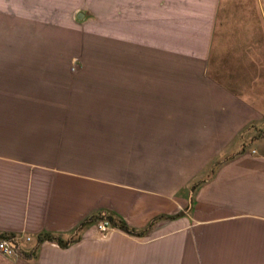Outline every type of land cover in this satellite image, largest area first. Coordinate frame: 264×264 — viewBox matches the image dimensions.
<instances>
[{"label": "crops", "instance_id": "obj_1", "mask_svg": "<svg viewBox=\"0 0 264 264\" xmlns=\"http://www.w3.org/2000/svg\"><path fill=\"white\" fill-rule=\"evenodd\" d=\"M102 1L0 8V264H264V0Z\"/></svg>", "mask_w": 264, "mask_h": 264}, {"label": "rangeland", "instance_id": "obj_2", "mask_svg": "<svg viewBox=\"0 0 264 264\" xmlns=\"http://www.w3.org/2000/svg\"><path fill=\"white\" fill-rule=\"evenodd\" d=\"M35 0H29V2L25 3H32L33 5L29 7V4L26 8V11L29 12V10L33 9L32 12H34V9L37 8V4L33 3ZM41 0H38V2ZM49 1L50 0H42L39 5L38 11L43 15V18H48L52 20H57L59 22H73L76 26L82 27L83 25L85 27H89L92 30H99V29H106L109 32H114V18L113 16L108 15H102V14H113V8L111 9H105V8H99L94 11H90L85 5H83L84 0H51L52 2H55V7L57 8L54 13H58L55 15H51V9H49ZM89 4L92 5L93 3L99 6L102 0H91ZM114 3V0H110L109 3ZM108 2V1H107ZM106 3V2H104ZM103 3V5H104ZM20 0H0V8L2 9H8L10 5L14 6L16 9H20ZM54 7V9H55ZM94 12V13H93ZM60 13V14H59ZM80 13L82 15L81 18L77 17V14ZM100 13V15H99Z\"/></svg>", "mask_w": 264, "mask_h": 264}, {"label": "built area", "instance_id": "obj_3", "mask_svg": "<svg viewBox=\"0 0 264 264\" xmlns=\"http://www.w3.org/2000/svg\"><path fill=\"white\" fill-rule=\"evenodd\" d=\"M79 68V58L75 57L71 60L70 69L71 71H76ZM96 229L100 234L103 236L107 235L109 230L111 229V225L106 220H101L97 222ZM15 240L21 239V236H16L14 238ZM25 239L28 241L30 240V237H25ZM0 252L5 256H11L14 254V249L10 245V243L7 240H0Z\"/></svg>", "mask_w": 264, "mask_h": 264}, {"label": "trees", "instance_id": "obj_4", "mask_svg": "<svg viewBox=\"0 0 264 264\" xmlns=\"http://www.w3.org/2000/svg\"><path fill=\"white\" fill-rule=\"evenodd\" d=\"M121 228H123V229H125L126 231H129V232H134L133 230H130V229H128V228H126V227H124L123 225H121V224H118ZM42 239H48V240H58L59 241V239H57L55 236H53V235H50V234H45V235H43L42 236V238H41V240ZM60 242V241H59Z\"/></svg>", "mask_w": 264, "mask_h": 264}, {"label": "water", "instance_id": "obj_5", "mask_svg": "<svg viewBox=\"0 0 264 264\" xmlns=\"http://www.w3.org/2000/svg\"><path fill=\"white\" fill-rule=\"evenodd\" d=\"M79 18H81L82 16H81V14H79V16H78Z\"/></svg>", "mask_w": 264, "mask_h": 264}]
</instances>
